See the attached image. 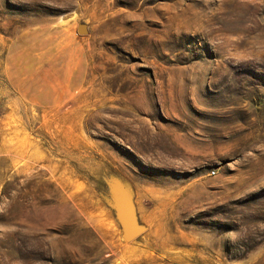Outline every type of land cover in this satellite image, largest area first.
Here are the masks:
<instances>
[{"label": "rangeland", "instance_id": "1", "mask_svg": "<svg viewBox=\"0 0 264 264\" xmlns=\"http://www.w3.org/2000/svg\"><path fill=\"white\" fill-rule=\"evenodd\" d=\"M56 24L84 80L31 116L41 153L0 152V264H264V0H0V64ZM111 171L147 227L130 242Z\"/></svg>", "mask_w": 264, "mask_h": 264}, {"label": "crops", "instance_id": "2", "mask_svg": "<svg viewBox=\"0 0 264 264\" xmlns=\"http://www.w3.org/2000/svg\"><path fill=\"white\" fill-rule=\"evenodd\" d=\"M81 46L77 31L65 24L30 30L9 42L0 64L1 153L11 156L14 141L22 151L31 149L30 156L41 153L27 129L31 116L71 108L84 80Z\"/></svg>", "mask_w": 264, "mask_h": 264}, {"label": "water", "instance_id": "3", "mask_svg": "<svg viewBox=\"0 0 264 264\" xmlns=\"http://www.w3.org/2000/svg\"><path fill=\"white\" fill-rule=\"evenodd\" d=\"M77 31L86 32V24L79 23ZM101 178L104 182V191L100 194L106 205L112 209L124 240L130 242L136 239L147 227L138 218L132 183L125 176L114 171L103 172Z\"/></svg>", "mask_w": 264, "mask_h": 264}]
</instances>
